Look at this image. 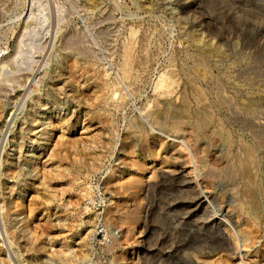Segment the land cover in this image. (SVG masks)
I'll return each mask as SVG.
<instances>
[{"label": "rangeland", "instance_id": "rangeland-1", "mask_svg": "<svg viewBox=\"0 0 264 264\" xmlns=\"http://www.w3.org/2000/svg\"><path fill=\"white\" fill-rule=\"evenodd\" d=\"M211 31L222 38L213 74L229 69L241 90L261 96L264 0H0V61L10 63L0 70V87L4 76L13 77L9 89L0 91V264H124L129 262L121 257L124 249L136 252L135 264H189L165 253L173 232L166 211L179 192L170 179L157 184L159 161L140 181L152 182L150 190H138L137 199L123 185L135 183L144 165L130 161L125 167L132 172L129 178L116 167L123 166L119 157L125 154L126 124L140 114L147 95L157 93L155 81L169 57L174 55L182 69V87L189 82V70L201 74V80V66L185 52L202 45L194 41L196 34L208 39ZM66 36L78 44L63 49ZM129 40L144 62L139 66L140 96L129 94L126 103L105 89L116 76L112 59L117 53L108 48L119 51ZM67 52L77 53L70 57L77 61V80L74 91L63 93L65 80L72 79L60 72L69 67L62 62ZM252 84L261 89H249ZM64 100L69 104L61 111ZM71 116L79 122L64 125ZM19 123L24 131L14 137ZM168 146L175 157L182 153L178 138L170 137ZM134 150L140 153L141 147ZM147 154L134 159L145 161ZM11 161L15 167L8 171ZM113 201L139 207L114 220L106 216ZM94 212L101 216L96 225ZM146 223L153 234L145 237ZM129 226L137 234L121 246ZM95 228L96 233L90 232ZM63 256L70 260L64 263ZM220 258L219 251L211 257Z\"/></svg>", "mask_w": 264, "mask_h": 264}, {"label": "bare ground", "instance_id": "bare-ground-1", "mask_svg": "<svg viewBox=\"0 0 264 264\" xmlns=\"http://www.w3.org/2000/svg\"><path fill=\"white\" fill-rule=\"evenodd\" d=\"M135 33L132 29L133 37ZM194 41L202 45L194 51L188 49L185 55L195 58L196 65L201 66V80V74L193 75L189 70V82L182 87L178 77L182 69L179 71L174 55L169 57L155 81L157 93L147 95L140 114L126 124L127 136L121 144L125 154L119 157V164L123 166L116 169L128 172L126 177L129 178L132 172L125 167L130 161L133 166L144 165L143 173L135 183L123 185L127 195L136 199L138 190L142 193L150 190L152 182L140 181L155 161H159L160 181L157 184L170 179L175 185L179 195L172 199L166 211L173 228L171 244L165 252L170 257H184L189 264H264V105L261 103L264 92L259 96L241 90L229 69L223 68L217 76L213 74L212 68L219 63L215 56H220L221 37L211 31L208 39L196 34ZM74 44L78 42L66 36L61 46L68 49ZM108 52L117 53L112 59L116 76L106 84L105 93L126 103L130 100L129 94L132 98L139 97V66L144 60L136 55V45L131 40L124 41L121 50L109 47ZM76 54L67 52L64 55L63 66L69 67H61L60 72L63 75L68 73V78L72 76V79L65 80L63 93L74 91L77 61L70 57ZM9 64L7 60L0 61V70ZM12 80L9 74L4 76L0 91H7L8 82ZM249 89L261 88L252 84ZM244 95L248 101L243 99ZM66 104H69L68 100L62 102L61 111ZM195 104L198 108H194ZM72 118L65 117L63 124L75 126L79 119ZM249 119L253 120H250L251 124ZM153 129L158 131L152 132ZM22 131L23 123H19L14 137H19ZM170 137L178 138L182 145L179 157L169 149ZM151 144L155 147L150 148ZM137 145L141 147L140 153L134 150ZM146 153L149 154L145 161L143 158L134 159ZM14 167L12 161L6 165L8 171ZM87 195L90 200L94 199L91 191ZM5 200L11 204L6 197ZM138 207L131 208L128 203L113 201L106 207V216L119 220ZM12 209L11 206L8 214ZM141 216L137 217L138 221ZM97 217L98 213H92L94 225L99 220ZM144 226L143 236L152 235L147 223ZM96 231V228L90 230ZM8 234L15 236V231L9 229ZM136 234L129 226V237L120 239L121 246ZM215 251L221 252L219 262L211 259ZM135 253L122 250V259L129 260L124 264H135ZM10 256L14 259L12 252ZM62 259L67 263L70 257L63 256Z\"/></svg>", "mask_w": 264, "mask_h": 264}]
</instances>
